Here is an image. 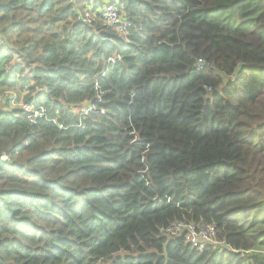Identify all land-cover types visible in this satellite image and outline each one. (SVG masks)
<instances>
[{"label": "trees", "instance_id": "16d2710c", "mask_svg": "<svg viewBox=\"0 0 264 264\" xmlns=\"http://www.w3.org/2000/svg\"><path fill=\"white\" fill-rule=\"evenodd\" d=\"M0 264H264V0H0Z\"/></svg>", "mask_w": 264, "mask_h": 264}, {"label": "built area", "instance_id": "2783aa9c", "mask_svg": "<svg viewBox=\"0 0 264 264\" xmlns=\"http://www.w3.org/2000/svg\"><path fill=\"white\" fill-rule=\"evenodd\" d=\"M101 14L108 24L117 25V29L126 34L125 28L128 23L122 20L120 21L116 7L111 4H107L102 9ZM204 63V59L198 58L195 66L197 69H201L203 68ZM9 97L11 98V104L20 107L27 114L30 122H34L37 117L44 114V108H35L33 105L24 102L21 99L16 100L15 95H10ZM183 228L184 225L182 223L174 222L169 227L164 229V233L168 235H177L183 230ZM188 231L187 240L194 246L198 245L203 247L207 243L215 242L214 235L216 229L214 225L205 223L190 224L188 225ZM214 244L216 245V243Z\"/></svg>", "mask_w": 264, "mask_h": 264}]
</instances>
